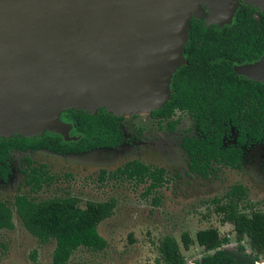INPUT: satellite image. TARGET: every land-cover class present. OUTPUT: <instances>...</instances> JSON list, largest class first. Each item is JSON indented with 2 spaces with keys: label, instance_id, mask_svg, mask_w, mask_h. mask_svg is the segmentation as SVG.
Listing matches in <instances>:
<instances>
[{
  "label": "trees",
  "instance_id": "trees-1",
  "mask_svg": "<svg viewBox=\"0 0 264 264\" xmlns=\"http://www.w3.org/2000/svg\"><path fill=\"white\" fill-rule=\"evenodd\" d=\"M264 54V12L240 4L229 25L206 27L203 20L191 18L182 56L185 65L172 75L170 97L164 105L148 113L158 124L165 121V131L172 132L179 119L175 112L186 113L193 121L196 137H186L180 146L187 157L188 172L206 179L213 172V164L232 170L241 168L242 147L264 141V84L238 76L232 67L259 60ZM60 120L71 125L69 135L75 141L63 142L58 134L44 132L32 138L12 136L0 138V181L6 182L9 168L6 160L11 151L46 150L53 154H82L97 149H115L124 141L120 129L121 116L106 113L103 108L90 115L70 110L60 113ZM234 133V144L224 141ZM24 185L30 192H39L51 182L44 164L24 159ZM104 171L99 172L100 179ZM113 175L144 185L141 193L148 197L167 183L162 168L149 167L131 160L117 168ZM245 199L241 185L231 187L217 202L216 212L222 223L232 225L237 250L246 239L250 256L255 260L264 253V214L241 212ZM153 206L159 197L151 198ZM14 213L24 229L41 244L54 242L51 264H66L78 247L102 250L106 242L97 233V226L113 214L115 201L86 202L84 208L72 197L32 202L23 195L13 198ZM12 212L0 202V230H11ZM184 251L194 242L204 255L193 264H234L221 249L227 244L215 229L197 231L194 239L183 232L179 237ZM164 264H184L178 245L171 237H164L158 247ZM34 259V253L31 255Z\"/></svg>",
  "mask_w": 264,
  "mask_h": 264
},
{
  "label": "water",
  "instance_id": "water-1",
  "mask_svg": "<svg viewBox=\"0 0 264 264\" xmlns=\"http://www.w3.org/2000/svg\"><path fill=\"white\" fill-rule=\"evenodd\" d=\"M253 1L0 0V138L49 132L70 142L76 138L61 112L103 108L122 117L160 109L185 65L190 19L229 25L240 4L264 12V0ZM216 4L228 9L225 19L212 16ZM242 66L235 74L264 83V54Z\"/></svg>",
  "mask_w": 264,
  "mask_h": 264
},
{
  "label": "rangeland",
  "instance_id": "rangeland-1",
  "mask_svg": "<svg viewBox=\"0 0 264 264\" xmlns=\"http://www.w3.org/2000/svg\"><path fill=\"white\" fill-rule=\"evenodd\" d=\"M9 2L3 4V11ZM3 21V17L1 18ZM243 66H234L240 71ZM246 78V76L241 75ZM179 124L173 133L163 131L165 122H158L146 113L122 116L121 130L126 140L116 149H97L82 154H53L46 150L11 152L7 163L10 174L7 182L0 183V201L12 212L11 230H0V264H51L54 242L41 244L22 226L14 213L13 198L23 195L32 202L72 197L84 208L86 202L115 201L113 214L97 226L98 235L106 242L100 251L78 247L66 264H164L159 254V244L171 237L178 245L184 264L199 262L204 255L194 242L184 251L179 240L185 232L191 239L197 231L215 229L228 242L221 249L235 260L251 262L246 239L242 250H237L232 225L222 223L216 212L217 202H223L225 193L235 185L245 189V199L240 211L264 214V141L243 148L239 170L213 165V172L201 179L187 172V158L180 148L182 137L195 136L192 120L185 113H175ZM234 133L225 140L233 145ZM44 164L51 182L39 192H30L23 184L24 158ZM138 160L149 167L165 170L167 183L148 197L141 193L144 185L117 178L113 172L125 162ZM104 175L100 179L99 172ZM159 197L157 206L151 198ZM34 253V259L31 255ZM249 258V259H247ZM258 262L264 264V253Z\"/></svg>",
  "mask_w": 264,
  "mask_h": 264
},
{
  "label": "flooded vegetation",
  "instance_id": "flooded-vegetation-1",
  "mask_svg": "<svg viewBox=\"0 0 264 264\" xmlns=\"http://www.w3.org/2000/svg\"><path fill=\"white\" fill-rule=\"evenodd\" d=\"M253 62H255V61H253ZM253 62H251V63H244V64H241V65H235V66H242V65L252 64ZM232 69H233V67H232ZM234 73H235V72H234ZM236 75H237V74H236ZM238 76H239V75H238ZM243 78H245V77H243ZM245 79H247V78H245ZM247 80H249V79H247ZM250 81H251V80H250ZM253 82H256V81H253ZM259 83H262V82H259ZM263 84H264V83H263ZM175 113H181V112H175ZM185 114H186V113H185ZM186 115H187V114H186ZM187 116H188V115H187ZM188 117H189V116H188ZM176 118H178V117H176ZM176 118H175V119H176ZM122 119H123V118H122ZM172 119H173V118H172ZM178 119H179V118H178ZM191 120H192V119H191ZM121 121H122V120H121ZM163 122H165V121H163ZM179 122H180V119H179ZM179 122H178V124H179ZM192 122H193V121H192ZM120 123H121V122H120ZM161 124H162V122L160 123V125H161ZM178 124H177V125H178ZM157 125H158L159 128L162 129V127H160L159 124H157ZM177 125H176V126H177ZM176 126H175V128H174V130H173L172 132H167V131L164 130L165 127H166V125H165V127L163 128V131H164L165 133H167V134H171V133H173V132L175 131ZM193 127H194V126H193ZM194 128H195V127H194ZM120 129H121V126H120ZM121 131H122V130H121ZM195 131H196V129H195ZM122 134H123V132H122ZM231 134H232V133H231ZM196 136H197V132H196V135H195V136H187V138H188V137H196ZM183 138H186V137H182V139H183ZM230 138H231V136H230ZM123 139H124V141H123V143H122L120 146H122L124 143H126L127 145L131 143V142H129L128 140L125 139L124 134H123ZM182 139H181V140H182ZM233 139H234V138H233ZM181 140H180V143H181ZM139 142H140V140H137L136 143L134 142V143H131V144H132V145H135V144H138V145H139ZM233 144H234V141H233ZM250 144H251V143H250ZM255 144H258V143H255ZM224 145H225V141H224ZM248 145H249V144H248ZM248 145H247V146H248ZM120 146H119V147H120ZM228 146H230V145H228ZM244 147H246V146H244ZM244 147H242L241 165H242L243 148H244ZM180 148H181V146H180ZM115 149H116V148H115ZM181 150H182V148H181ZM27 151H30V150H27ZM36 151H37V150H36ZM182 151H183V150H182ZM11 152H18V151H11ZM11 152H10V153H11ZM25 152H26V151H25ZM30 152H34V151H30ZM183 152H184V151H183ZM10 153H9V154H10ZM184 154H185V153H184ZM25 158H26V157H25ZM25 158H24V159H25ZM186 158H187V157H186ZM7 159H8V158H7ZM130 161H131V160H130ZM136 161H138V160H136ZM139 162H140V161H139ZM6 163H7V160H6ZM141 163H142V162H141ZM24 164H25V162H24ZM35 164H36V163H35ZM142 164H143V163H142ZM144 165H145V164H144ZM213 165H214V164H213ZM7 166H8V163H7ZM216 166H217V165H216ZM221 167H222V166H221ZM8 168H9V166H8ZM158 168H159V167H158ZM24 169H25V168H24ZM24 169H23V170H24ZM187 172H188V169H187ZM188 173H189V172H188ZM9 174H10V168H9ZM189 174H191V173H189ZM8 176H9V175H8ZM8 176H7V179H8ZM198 177H199V176H198ZM199 178H200V177H199ZM6 182H7V180H6ZM6 182H4V183H6ZM0 183L3 184V182H1V181H0ZM23 184H24V183H23ZM159 189H160V188H159ZM157 190H158V189H157ZM0 202H1V201H0ZM2 203H3V202H2ZM256 262H257V263H262V262H258V261H256Z\"/></svg>",
  "mask_w": 264,
  "mask_h": 264
},
{
  "label": "bare ground",
  "instance_id": "bare-ground-1",
  "mask_svg": "<svg viewBox=\"0 0 264 264\" xmlns=\"http://www.w3.org/2000/svg\"><path fill=\"white\" fill-rule=\"evenodd\" d=\"M245 1L251 3V5H255V2L253 0H245ZM224 2L225 3H227V2L228 3H235V0H224ZM209 7L212 10V16L217 14L218 19H221V20L225 19V13L227 14V12H228L227 8H224V6H217V4L214 7H213V5H211V6L209 5ZM249 263H251V264H262V263H257L256 261H251Z\"/></svg>",
  "mask_w": 264,
  "mask_h": 264
}]
</instances>
